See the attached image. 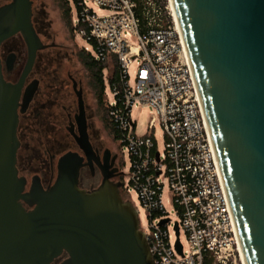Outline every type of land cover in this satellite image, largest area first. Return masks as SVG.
<instances>
[{
  "label": "water",
  "instance_id": "95a60500",
  "mask_svg": "<svg viewBox=\"0 0 264 264\" xmlns=\"http://www.w3.org/2000/svg\"><path fill=\"white\" fill-rule=\"evenodd\" d=\"M174 1L247 264H264V0ZM16 32L29 58L17 84L4 80L0 63V264H52L64 252L61 264H154L139 212L118 186L105 179L92 191L79 187L77 152L60 157L52 186L34 178L26 190L17 168L21 88L49 46L30 0L0 9V44ZM177 247L182 252L179 238Z\"/></svg>",
  "mask_w": 264,
  "mask_h": 264
},
{
  "label": "built area",
  "instance_id": "2783aa9c",
  "mask_svg": "<svg viewBox=\"0 0 264 264\" xmlns=\"http://www.w3.org/2000/svg\"><path fill=\"white\" fill-rule=\"evenodd\" d=\"M72 1L78 13L73 18L76 33L88 43L83 48L97 60L117 62L118 80L108 78L109 117L130 155L123 192L136 193L148 215L149 227L144 229L140 221V229L154 264H245L198 81L171 0ZM137 105L151 109L142 135L132 115ZM157 126L163 131V150Z\"/></svg>",
  "mask_w": 264,
  "mask_h": 264
},
{
  "label": "flooded vegetation",
  "instance_id": "af4514ba",
  "mask_svg": "<svg viewBox=\"0 0 264 264\" xmlns=\"http://www.w3.org/2000/svg\"><path fill=\"white\" fill-rule=\"evenodd\" d=\"M32 2V21L37 33L40 32L35 20V0ZM13 0H0V9L11 4ZM37 52L35 63L25 78L21 88L19 124L17 129L20 146L17 152V168L19 175L26 178V190H29L33 179H38L45 189L54 184L58 173V161L67 152H77L83 157V165L79 174V187L87 191L98 188L104 180L118 186L122 197L127 172L124 170L123 159L116 140L109 139L94 121L93 111L87 105L83 81L78 80L71 72L68 79L72 82L69 89L64 80L51 78L50 57ZM29 58V46L23 34L16 32L6 37L0 44V63L4 80L17 84ZM43 74L46 78L43 80ZM36 84L30 99L29 91ZM78 91L82 92L83 105L79 100ZM28 103L22 106L24 100ZM44 128V139L40 148L35 147L33 131L35 125ZM43 152H42V151ZM40 154L37 166H33V154ZM42 153V154H41ZM45 155V156H44ZM27 210L33 206L24 203ZM64 252L52 261L61 264L68 257Z\"/></svg>",
  "mask_w": 264,
  "mask_h": 264
},
{
  "label": "rangeland",
  "instance_id": "374dc122",
  "mask_svg": "<svg viewBox=\"0 0 264 264\" xmlns=\"http://www.w3.org/2000/svg\"><path fill=\"white\" fill-rule=\"evenodd\" d=\"M72 14L73 18L78 16L77 8L72 0ZM35 20L37 28L40 32L41 38L45 43L52 44V47L41 51L42 55H48L50 57V74L51 78L55 80H64V83L69 89L72 87V82L68 79V73L71 72L78 80L83 81V86L85 90V96L87 100V105L91 111H93L94 121L96 125L106 134L109 139H114L109 129L106 127L103 120L102 112L97 104L95 91L90 82V76L88 71L85 69L81 63L78 52L83 48V46L88 45V43L77 33H72L64 19L62 9L60 7L59 0H35ZM114 71V63H108L107 68L104 70V76L106 79V92L110 94V86L108 78L112 76ZM40 74V73H39ZM42 85L44 84V79L46 78L43 74ZM150 108L142 107L137 105L133 109V118L137 122L136 131L138 134H144L148 129V124L150 120ZM44 126L35 125L33 131V141L32 143L35 147L40 148L41 141L44 139L42 129ZM163 131L161 127L157 126L155 128V135L158 140V146L160 150H163L164 143L162 139ZM117 141V140H116ZM115 146H118L119 152L123 159L124 170L127 172L125 183L128 180V172L130 170L131 159L129 153L123 148L119 141L116 142ZM42 151V150H41ZM43 152V151H42ZM42 154V153H41ZM45 156V155H44ZM40 154H33L32 164L37 166ZM127 200H130L137 211L139 212V218L141 221V226L144 229L149 227L148 215L140 203V200L136 193L132 192L130 195L126 196ZM181 240L183 244L187 247L186 235L181 232Z\"/></svg>",
  "mask_w": 264,
  "mask_h": 264
},
{
  "label": "trees",
  "instance_id": "16d2710c",
  "mask_svg": "<svg viewBox=\"0 0 264 264\" xmlns=\"http://www.w3.org/2000/svg\"><path fill=\"white\" fill-rule=\"evenodd\" d=\"M60 7L63 12L64 19L72 33L76 32L77 27L73 23L72 7L69 0H59ZM79 59L85 69L88 71L90 76L91 85L95 91V96L97 104L102 112V117L105 122L106 127L109 129L113 138L118 141V133L110 120L109 117V105L108 96L106 94V79L104 76V70L107 68V61L97 60L95 56L82 48L78 52ZM118 80V68L117 62L114 60V71L112 76L109 78L110 82H115ZM208 264V262H205Z\"/></svg>",
  "mask_w": 264,
  "mask_h": 264
},
{
  "label": "bare ground",
  "instance_id": "6f19581e",
  "mask_svg": "<svg viewBox=\"0 0 264 264\" xmlns=\"http://www.w3.org/2000/svg\"><path fill=\"white\" fill-rule=\"evenodd\" d=\"M171 8L173 10L174 17L177 20V23H178V25H179V27H180V29L182 31L181 22H180V19H179L178 11H177V8H176L175 1L174 0H171ZM185 47H186L187 53L189 54V51H188V48H187V45H186V41H185ZM240 246H241V250H242V254H243V260H244L245 264H247L246 256H245L244 249H243V246H242V243H241V239H240Z\"/></svg>",
  "mask_w": 264,
  "mask_h": 264
}]
</instances>
